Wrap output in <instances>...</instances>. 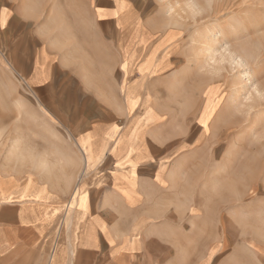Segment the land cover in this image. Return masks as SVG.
Listing matches in <instances>:
<instances>
[{
  "label": "rangeland",
  "instance_id": "374dc122",
  "mask_svg": "<svg viewBox=\"0 0 264 264\" xmlns=\"http://www.w3.org/2000/svg\"><path fill=\"white\" fill-rule=\"evenodd\" d=\"M67 1L56 3L70 7L63 4ZM172 1L177 0H77L74 8L80 29H87L89 48L109 51L112 65L115 58L116 68H110V76L121 78L122 109L126 102L135 105L130 114L121 110L120 115L112 107L115 116L110 119L92 116L93 103L83 94L76 109L91 116L71 117L64 109L63 116L56 118L54 109L42 101V89L31 83L30 70L16 66L0 32V185L29 183L32 164L39 160L42 178L49 168L56 173L47 181L37 175L36 181L39 187L47 186L40 207L49 218L45 226L48 234L37 238L29 231H17L23 243L0 252V264H143L139 248L132 260L120 258V252L129 250L122 238L110 246L98 242L92 246L94 253L86 252L89 244L81 229L90 217L86 206L92 205L94 213V206L101 201L111 223L117 222L122 231L133 227L138 239L145 230L152 231L147 264H205L203 259L210 254L208 264H229L233 254L242 257L244 253L243 246L236 245L245 234L235 218L244 216L248 238L264 228V0H188L186 6L176 2L170 12ZM103 13L110 17L101 22ZM169 17L183 23L175 27L176 35L167 25ZM205 31L211 40L204 67L222 71L219 75L207 73L217 77L208 91L197 86V69L184 82L172 79L188 65L192 36ZM99 122L106 132L95 136L97 142L87 150L92 165L78 164L74 180L68 181L70 166L59 165L56 158V135L63 141H76L75 134L67 132L68 125L84 130L99 126ZM113 128L119 129L118 134L112 135ZM60 129L63 133L56 132ZM77 135L82 140L84 134ZM237 144L244 147L232 164L234 175L230 177L223 167L229 165L230 152L236 151ZM98 155L103 158L96 163ZM184 159L189 179L179 175L173 181L171 172ZM157 175L165 177L169 187L174 183L177 187L162 190L152 186L145 198L139 192L132 212L122 201L105 203L116 190L123 189L119 188L121 181H132L134 176L139 185ZM237 178L239 186L248 182L260 190L252 194L249 188L244 199L239 192L231 193L227 184ZM77 185L81 194L73 207ZM188 185H194L191 195L182 189ZM186 199L200 207L203 218L219 203L217 217L223 215L234 243L209 248L204 257L197 258L190 246L183 258L178 241L184 228L190 232L189 220L195 214L181 205ZM129 213L130 221H123ZM243 258L246 264H262L257 258Z\"/></svg>",
  "mask_w": 264,
  "mask_h": 264
},
{
  "label": "crops",
  "instance_id": "0c3cea01",
  "mask_svg": "<svg viewBox=\"0 0 264 264\" xmlns=\"http://www.w3.org/2000/svg\"><path fill=\"white\" fill-rule=\"evenodd\" d=\"M187 1L177 0L170 2L169 11L172 12L171 6H174L176 2L183 3L186 6ZM63 4L70 7H62V4L56 3V0H0V32L6 38V47L13 52L16 66L30 70L31 83L39 87L40 90L42 89V101L47 102L48 106L54 109L56 118L63 116L64 109L70 111L71 117L80 114L91 116L90 114L79 113L78 109H76V105L80 107V102L84 98L80 97V94L85 95V100L93 103L94 112L92 116L94 117L107 116L110 119L112 115L115 116L111 112L112 107L117 111V115H120L121 110L123 112L125 110V113L128 112L130 114L134 110L135 105L127 104L126 102L123 110L120 103L121 78L113 80L112 76H110V68H116L115 58H113L112 65V56L109 51L105 53L100 48L97 50L93 47L89 48L91 44L87 33H85L87 29L84 31L80 29L79 14L74 8L78 4L77 0H68L67 3ZM217 10L218 7L216 8ZM106 16L110 17L109 14H102L101 22L105 21L104 17ZM167 22V25L171 26L170 32L172 34L176 35V33H179L175 27L178 28L183 23L181 24L174 17H169ZM117 29L121 30L120 26ZM210 40L211 34L208 31H205L204 34L192 36L190 41L192 55L187 57L188 65L175 73L172 78L174 81L184 82L190 73L197 69V75L199 76L197 86H200V88L205 87L208 91V88L212 85V80L217 78L215 75H219L222 72L204 67L207 61L206 46ZM203 54L205 59L202 58ZM121 69L123 70V68ZM180 72H182L181 75ZM123 73L125 79L127 72ZM207 73L215 75L209 76ZM109 123L110 121L107 124ZM98 125L95 128L84 130H81L76 124L68 125V128L66 127L67 132L75 134L74 138H76V141H63L60 136L56 135V140L54 141L56 158L59 160V165L70 166L67 172L68 177L66 178L68 181L72 182L74 180L78 164L88 167L92 165V163L88 162L87 150L92 144L97 142L93 141L95 136H100L101 132L102 134L106 132L101 122ZM205 128L207 129L208 127ZM118 131V128H113L112 135L118 134ZM56 132L63 133V130H56ZM80 132L84 134L82 140L77 138V134ZM91 133H95V135H89ZM243 147L237 144L236 151L230 152L229 165L227 164L225 165L226 167H223L226 175L230 177L234 175V171L232 172L230 169L231 167L233 168L232 164L235 163L237 155H241ZM102 158V155H98L96 163ZM186 162L187 159H184L180 166L176 165L174 167L170 175L173 181L179 175L185 179L189 177L187 176L188 167ZM38 169H42V160L32 164L29 180L27 179L29 183L17 185L13 181L12 184L7 183L6 188L0 185V252L13 248L17 243H23L22 237L17 235L19 230L29 231L37 238L48 234L45 232V226L49 218L45 216V212L40 207L42 194L46 193L47 186L42 185V187H39L36 181L37 175H39V180L47 181L54 179L52 175H56V173H53V170L49 168L46 176L42 178V173ZM87 170V167H85L84 171ZM238 172L242 171L238 169ZM133 177L130 178L132 181L125 183L121 181L119 188L122 187L123 189H119L120 191L116 190L112 196L105 199V203L116 201L120 203L122 201L126 205L127 210L132 212L134 206L139 202L137 195L139 192L142 198H145L147 190L152 186L160 187L162 190L177 187V183L169 187L170 183L168 180L160 175L155 176L152 181L147 178L143 179L139 185L136 184V180ZM238 179H234L227 184V189L231 193L238 194L239 192L242 196L241 198L244 199L249 188L252 194H256L260 190L256 185L250 187L248 182L243 183L241 185L243 187H241ZM193 188L194 185H188L182 189H184L183 191L186 195H191ZM80 194L81 190L79 185H77L72 202L73 207L77 204L76 199ZM232 197V195L229 196L228 202L232 200ZM103 203L104 201H101L96 207L94 206V213L92 205L88 204L86 206L90 210V217L87 218V221L81 227L82 237L89 244L86 252L88 254L94 253L96 249L92 246L98 242L110 246L119 243L118 239L122 238V242L128 245L129 250L120 252V258L122 260H132L131 257L135 254L134 251L139 248L142 251L143 264H147V261L151 259L149 252L151 250L152 231L150 229L145 230L143 237L139 239L134 236L133 227L127 228L126 232L125 229L122 231V227H119L117 222L115 224L111 223L110 216L107 215L103 206H100ZM190 203H192V200L189 199L181 201L182 206H188L189 210L195 213L192 219L189 220L191 225L190 232H187V229L184 228L182 238L178 241L179 250L183 258L190 246L197 258L204 257L206 250H209V248H226L228 244L232 245L234 243L227 232L223 215L221 214L219 219L217 217V206L219 203L215 204L214 209L207 213L204 218L200 207L196 203L191 205ZM150 213L151 211L147 213V216H150ZM131 215L132 213H129L122 220L129 222ZM112 218L118 219L114 215ZM198 220L199 223H197ZM235 222L242 227V232L245 234L236 241L237 246H243L241 247V252H244L243 256L246 259L250 257L257 258L259 262L264 264V228L255 231L253 237L248 238L244 228V216L235 218ZM168 241L167 239L166 242L168 243ZM211 256L212 254L207 257L206 261V258L203 259L205 264H208ZM243 256L239 257V253L233 254L229 264H246ZM240 258L242 259L240 260ZM114 259H118V257Z\"/></svg>",
  "mask_w": 264,
  "mask_h": 264
},
{
  "label": "bare ground",
  "instance_id": "6f19581e",
  "mask_svg": "<svg viewBox=\"0 0 264 264\" xmlns=\"http://www.w3.org/2000/svg\"><path fill=\"white\" fill-rule=\"evenodd\" d=\"M218 34V33H217ZM217 41V40H216ZM223 41V40H222Z\"/></svg>",
  "mask_w": 264,
  "mask_h": 264
}]
</instances>
